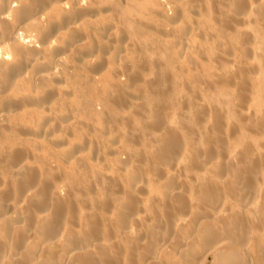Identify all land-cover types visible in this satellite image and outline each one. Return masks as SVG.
Listing matches in <instances>:
<instances>
[{
  "label": "rangeland",
  "instance_id": "obj_1",
  "mask_svg": "<svg viewBox=\"0 0 264 264\" xmlns=\"http://www.w3.org/2000/svg\"><path fill=\"white\" fill-rule=\"evenodd\" d=\"M258 2L259 6L261 3L262 7L264 6V0H65L62 4L68 5L70 10L82 9V16L73 25V31H85L86 26L91 28L80 36V44L83 45L75 46V43L73 47L64 49L60 45V38H66L65 34L61 35L65 33L63 29L56 31L51 28L50 33L48 29H42V33L47 31L43 37L47 36V33L50 35L41 40L39 31L33 30L32 35L29 32L31 37L22 30L18 31L17 37L29 48L32 46L30 50H34L33 54L27 55L20 71L15 68L18 66L17 62H10L13 57L4 55L7 51L3 50L0 54V60L10 58L5 60L11 64L8 69L12 65L15 68L12 66V69H9H14L11 73L14 78L12 88L6 89L0 96H7V100L14 102L13 104L12 101H7L9 105H3V109L7 108L3 110L0 101V113L8 114V117L12 115L7 119L8 122L0 123L4 127L0 128V155H10L7 161H4L5 164L7 162L5 166L4 162L0 161V193L3 195V198L0 196V207H5L6 215L15 218L16 212L19 211L17 216L20 214L21 218L19 216L16 221L20 218L22 224H30L31 231L44 234L40 231L43 227L42 218L51 212V208L41 209L36 205L35 208L30 204L34 203L32 195L44 191H48V195L45 193L47 199L53 201L56 198L58 202L61 200L60 204H64L62 206L65 208V215L62 222L64 233L68 232L67 234L71 228H77L73 223L77 215L86 217L90 214L100 219L108 218L106 225L111 224L113 227L116 212L120 208L124 210L120 212L128 211L126 207L120 206V202L125 203L128 191L129 194H135L133 198L137 199L133 206L137 207L135 210H129L133 212L127 215H134L131 221L137 218L141 224L150 223L151 215L155 212L148 208V194L152 197L161 194L164 189H180L189 195L191 207L184 209L188 212H183L182 209L177 212L180 221L198 219L201 216L192 214V211L197 207L195 190L202 187L211 189L213 186V189H219L220 195L223 193L220 200L223 206L219 208L213 203L210 207L212 211L222 210L220 212L224 214L228 206L246 204L245 199L242 200L243 197H234L233 192L229 194L223 190L225 187L219 183L229 177L224 175L225 172H215L213 164L221 163L223 156L226 157L224 161L231 159L232 163H235L232 165L238 167L236 155L245 146L250 148L249 150L254 148L253 157L258 156L264 149V129L257 128L258 123L264 122V14L259 10ZM69 7L66 9L69 10ZM89 20L94 23L91 24ZM93 40L94 43L91 42ZM82 48H87L89 53L85 50V54L81 51ZM119 50L120 53L117 52ZM120 55L122 58L128 56L132 61L120 59ZM50 57L56 61H52ZM126 62L127 66L130 65L128 69L125 68ZM39 64H48L47 75L41 76L46 67ZM35 74L42 80L35 77ZM33 81L38 83L34 87ZM25 95L31 100L26 102L29 99ZM15 102L21 103L17 105ZM81 104L90 105L86 110H80ZM216 116L223 120H216ZM217 121L218 126L215 127ZM168 129H173L171 133L177 135L178 139L174 143V149H171L173 153H163L162 159L161 151L164 150L158 146L163 142L164 133L170 131ZM217 134L219 142L213 139ZM5 136H8L6 141ZM214 147L218 155H208L207 151L211 150L209 148ZM4 148L9 151L5 153L7 150ZM19 149L22 151L18 152ZM18 153L22 154L18 156ZM15 155L20 158L16 159ZM210 159L213 164L209 162ZM12 161L16 162V165ZM25 164L31 174V170L35 173L36 180L27 178V170L19 173L17 168L23 165L25 167ZM8 167L12 169L11 174L6 173ZM129 169H132V175L127 171ZM240 170L241 167L237 172ZM257 171L259 176L252 177L253 181L260 176L262 181L264 163L258 166ZM217 172L222 175L217 176ZM125 173H128L127 176ZM29 180L31 183H28ZM21 181H26V185L23 182L25 188ZM205 181L210 184L204 183ZM17 184L20 189H24L23 192L20 190L19 194L18 189L14 188L18 187ZM261 184L260 182L256 187L263 189ZM137 185L139 189L147 191L139 194L136 191ZM210 185L211 187H208ZM46 186L47 190L43 188ZM3 189H6L7 192L4 190V193L8 194H3ZM149 189L155 193L152 195ZM115 198L117 201L122 200L117 202ZM253 199L254 205L260 204L258 193ZM137 203L140 207L142 204L143 209H140ZM28 208L32 210L28 211ZM202 212L204 213V210ZM71 213L75 214V217ZM27 214L34 218L31 223L27 221ZM133 229L131 233L136 231ZM114 231L118 229L115 228ZM9 261V258L4 257L0 264H7Z\"/></svg>",
  "mask_w": 264,
  "mask_h": 264
},
{
  "label": "bare ground",
  "instance_id": "obj_2",
  "mask_svg": "<svg viewBox=\"0 0 264 264\" xmlns=\"http://www.w3.org/2000/svg\"><path fill=\"white\" fill-rule=\"evenodd\" d=\"M63 1L65 2V0H0V50H1L0 54L4 50V51H7V52L3 51L5 53L4 54L5 56L13 57V59L11 58L12 60L9 57H7L5 59L1 58L2 60H0V96L3 95V92L6 89H11L13 84H14V78L12 77V74H11L12 71L15 68L18 70L22 69L27 55L33 54L34 49L30 50L32 46L29 48L28 45H26L24 43V41H22L21 39H19L17 37L16 34L18 33V31L22 30L23 32H26L27 35L30 34L29 32H31V35H32L33 30L39 31L40 36H42V37H40V40H41V38L44 39L45 37H48L50 35L49 33L52 32V31H50L51 28H52V30L54 29L56 31H58L59 29H63V30H65V33H62L61 35L65 34L66 38L63 39V36L60 38V45L64 49L67 50V49L73 47L74 46L73 44H75V43H76L75 46H77V44H79L80 46L83 45V44H80V42H81L80 36H83L91 28L86 26L85 31H77V32L73 31L75 29V28H73V25H75L76 21L80 20V17L82 16V13H81L82 9L77 10V11L76 10L75 11L70 10V7L68 5L64 6L62 4ZM79 1H81V0H78V2ZM67 2L68 1H66V3ZM237 5H238V3H237ZM258 6H259V2H258ZM67 7H69L68 8L69 10L66 9ZM234 7H235V5H234ZM263 8H264V6L262 7V3H261V5L259 6V10L262 11L264 14ZM90 22L92 24L93 21H90ZM42 29H48V32L50 31L49 33H47V36L44 35L45 37H43V34L46 30L43 31V33H42ZM77 29L80 30V28H77ZM54 34H55V32H54ZM31 35H28V36L31 37ZM54 41H57V40H54ZM51 42H53V41H51ZM91 42L94 43V40ZM61 46H60V48H61ZM110 47H111V45H110ZM75 49H77V47ZM86 49L83 50V48H82L81 51L84 52ZM57 50H58V48H57ZM95 50H93V51H95ZM75 51H76L75 54L77 55V50H75ZM71 52H72V50H71ZM85 52L88 54L89 50L88 51L86 50ZM117 52L120 53L121 51L119 50ZM35 54H36V52H35ZM56 54H59V53H56ZM76 55H74V56H76ZM52 56L55 57L54 55H52ZM78 56H80V55H78ZM120 56H119V58H120ZM35 57H36V55H35ZM51 58L52 57H50V59ZM6 59H10V62H13V63L17 62L16 65H18V66H15V68H14V66L12 65L14 69L9 70V69H12L11 68L12 66L8 69V66L11 64H9V61L8 62L5 61ZM50 59H48V60H50ZM93 59H94V57H93ZM120 59L131 60L130 57H128V56H126L124 58H122V56H121ZM54 60H55V58H54ZM54 60H52V61H54ZM127 62H126V66L128 65ZM42 63H44V62H42ZM46 63H48V62H46ZM35 64H34V66H35ZM39 65H41V67L45 66V65L43 66L42 64H39ZM36 66H37V64H36ZM68 66H70V65H68ZM129 66H127V67L124 66V67L128 69ZM41 67L39 66V68H41ZM45 67H46V69H44L45 72L42 71L43 73H41V76L47 75L46 71H48V69H49V68H47V67H49L48 64ZM248 67H250V66H248ZM32 69H34V68H32ZM38 69H36V70L38 71ZM55 69H57V68H55ZM36 70H35V72H36ZM24 71H25V69H24ZM32 71H34V70H32ZM124 71H126V70L124 69ZM38 73H39V71H38ZM52 73H55V72H52ZM62 75H64V74H62ZM36 76H37V74H35V77ZM68 79H69V76H68ZM36 80H38V79H36ZM40 80H42V79H40ZM15 81H16V77H15ZM20 81H21V79H20ZM151 81H149V82H151ZM18 83H19V81H18ZM18 83H16V84H18ZM33 83H34V81H33ZM41 83H42V81H41ZM36 84H38V83H36ZM36 84L34 83L33 87L36 86ZM17 86L20 87V85H17ZM38 86H40V84ZM246 87H247V85H246ZM75 91H76V89H75ZM30 94H29V96H31ZM25 96H24V100L26 101ZM29 96H28L29 100H27L26 102L31 100L29 98ZM20 97H21V94H20ZM8 98H9V96H8ZM40 98H38V102L40 101L39 100ZM0 101H1V106H2V107L1 106L0 107L3 109V107H4L3 105L7 104L6 106H8L9 105L8 103L12 100H7V96H5V97L3 96V97H0ZM7 101H8V103H6ZM14 101H16V100L14 99ZM15 103L17 104L18 102H15ZM20 103H18V104H20ZM13 104H14V102H13ZM89 105L90 104L79 105V107L81 108L80 110H86ZM13 106H15V105H13ZM5 109H7V108L5 107L3 110H5ZM18 115H20V113ZM10 116H12V115H10ZM10 116L8 117V114L1 112L0 113V123L5 122V121L8 122L7 119H9ZM25 117H28V116H25ZM20 118H21V116H20ZM215 119L221 120V118L218 116H216ZM215 119H214V121H216ZM20 120H19V123L21 121H23V120H21V121ZM130 122H132V121L130 120ZM218 122L219 121L216 122L217 123L216 126L213 123L215 127L218 126ZM259 122H260V120H259ZM261 122L262 123L257 124L258 126L256 125L257 128L260 130L264 129V124H263L264 122L263 121H261ZM16 123L18 124V122H16ZM10 124H12V123H10ZM2 126L3 125H0L1 129L4 128ZM65 126H67V125H65ZM219 126H221V125H219ZM249 127H251V126H249ZM168 130H170V129H168ZM172 130H170L169 132H166L167 134L164 133L165 135L162 136L163 142H161V140H160L161 143L159 144L158 148L164 150V151H161V155L163 153H164V155L167 153L168 154L173 153L171 149H174L173 146H174V143L176 142V140L178 139V138L176 139V137H178V136L175 135L174 133H171V132H173ZM220 130H221V128H220ZM226 130H227V128H226ZM6 132L8 133V131H6ZM26 132H27V130H26ZM104 132H105V130H104ZM232 133L235 134L233 131H232ZM232 133H230V134H232ZM0 134H1V131H0ZM2 135H4V133ZM236 135H238V134H236ZM8 136H5L4 140ZM215 136H216V138H213V139H215V140L217 139L219 142L220 139H218V137H217V136H219V134H217ZM239 136H238V138H239ZM241 136H243V135H241ZM1 138H3V137H1ZM229 138H230V135H229ZM18 139H19V137H18ZM13 140H15V138ZM241 140H242V138H241ZM54 141H55V139H54ZM211 145H210V147H211ZM240 145H242V144H240ZM245 145H247V144H245ZM263 146H264V144H263ZM6 148H4L5 150H7V151H4L5 153H7L9 151ZM15 148H17V147H15ZM154 148H156V147H154ZM241 149H242V147H241ZM249 149L247 146H245L243 150L237 152L236 158H238V159H236V160L239 162L238 167L237 166L234 167L232 165V164L235 165V163H232L233 161H231V159H230L231 162L230 161H224V159H226V157L223 158V156H222L223 161L221 163L218 161L219 163H217L215 165L213 164L211 159L209 160V162L210 163L212 162V164H213V169H216V170H214L215 172L217 170L222 171V173L225 172L224 175H228V177L231 179L229 181V180H227L229 178H227L223 182H220V180L218 179L219 180L218 182H220L219 184H221L222 187L223 186L225 187V189H223V190H225V192H227L229 194L231 192H233L235 195L234 197H236V196L243 197L242 200L245 199L244 202H246V204L236 205V207L235 206L234 207L228 206L227 209L228 208L229 209L228 210L226 209L224 214H221L220 211H222V210L215 212V211H212L210 209V207H212V205H214V204L218 205L219 208H220V206H223V204L220 203V200H222V197H223L222 196L223 193H222V195H220L219 189H213L212 188L213 186L211 187V185L208 186V187H211V189H208V188L206 189V187H204V189H203V187H202V189H196L195 190V194L197 197V201H196L197 203L196 202L195 203H196L197 207L195 206L196 209L192 211V214H196V215L201 214V216L198 219L191 218V219H184V221H180L181 219H180L179 214L177 212L181 211V209L184 210L186 208L191 207L190 206L191 204L189 203L190 200L188 198L189 195L180 191V189H170V190L167 189V191H165V189L163 188L165 192L163 191L161 194L158 193L152 197L148 194L149 203H150L148 208L150 209V211H153V210L155 211V212L153 211L155 214L154 213L152 214L149 211V209H146V211L148 210L149 213L152 214L151 215L152 216L151 222L150 223H144L143 222V224H141L139 221H137L138 220L137 218H135L133 221H131V218H134L135 216L134 215H127V213L130 214L131 212H133V211L130 212L129 210L134 208L133 204L137 198L134 199L133 196L135 194L134 195L129 194V191H128L127 192L128 196L126 195L127 198L125 200V203L123 201H122L123 204H122V202H120L121 203L120 206L126 207V210H128L129 212L128 211L126 213L120 212L122 209L119 207L120 210L118 212H116V215L113 219V227L110 226L111 224L106 225L107 223H105V222L108 220V218L107 219H105V218L100 219V218H98V216H93V215L90 216V214H88V213L87 214L89 215V217H87L88 215L86 217H82V216H78V215H77V217H75V214L73 215L72 214L73 212L71 210H68V211H71L72 212L71 214L76 218V220H73L74 221L73 223L77 227L76 229L71 228V231H69V234H67L68 232L64 233L65 232L64 223L62 222V219L65 215L63 212L64 211L63 209H65V208L62 206L64 204H60V203H62V202H60L61 200H59V202H60L59 203L57 200H55L56 198H54L53 201L47 199L48 191H44L41 194L36 191L38 194L36 193L35 195H32V197L29 196L33 199L32 201H34V203L28 202L30 204H33L35 208H36V206L41 208V209L42 208H44V209H47V208L50 209L51 208V212H49V214H47L46 217L42 218L43 223H41V225L43 227L41 228L39 226L41 228L40 231L44 232V234L42 233L43 235L41 233H39V231L37 229L36 230L38 232L31 231L32 228L30 227V224H22L23 221L22 222L19 221L21 218L20 214H19V216H20L19 220L16 221L19 217V216H17L19 211L16 212L17 215H16V213H13L16 215V217L12 218V217L6 215L5 209H4L5 207L3 208L1 206L0 207V263L2 262L4 257H7L10 259V261L7 264H264V173L262 176V181H261V176L258 179L256 178L257 180L254 178L255 181H253V178H252V177H257L258 166L260 164L264 163V149L261 151V153L258 154V156L254 155L255 158L253 157V154H255V153L252 152L254 148L251 150H249ZM201 150H203V149H201ZM205 150L207 151L208 148ZM209 150H210V152L207 151L208 155H211V156L216 155L215 147L209 148ZM16 151H14V152H16ZM19 151H22V150L19 149L18 152ZM152 151H154V150H152ZM155 151H158V150H155ZM165 151H167V152H165ZM21 154L18 153V156ZM152 154L154 155V153H152ZM3 155L1 153L0 161L4 162L5 159L7 161V157L10 156L9 153H7V155H5V156H3ZM156 155H155V157H156ZM217 155H218V153H217ZM162 156H161V158L163 159L164 156L163 157ZM15 157H16V155H15ZM15 157H13L12 159L14 160ZM17 157H16V159L20 158V157L19 158H17ZM157 157L159 158L158 155H157ZM161 158H159V159H161ZM205 158H207V157H205ZM12 159H10V160H12ZM216 159H218V158L216 157ZM202 160H204V159H202ZM16 161H18V160H16ZM124 161H126V160L124 159ZM206 161H208V160H206ZM206 161H204V162H206ZM12 162L14 163V165H16V162H14V161H12ZM209 162H208V164H209ZM216 162H214V163H216ZM18 163H17V166H18ZM6 164H7V162H6ZM6 164L4 162V166ZM9 164H10V162H8V165ZM211 165H209V167ZM2 166H3V163H2ZM119 166H120V164H119ZM240 167L242 169L240 171H242V172H240V171L237 172V169ZM11 168H13V167H11ZM1 169H3V168H1ZM8 169H10V168L8 167ZM8 169L6 168V173L9 172L8 174H11L10 172H12V169H10V170H8ZM17 169H18L19 173L24 172V171L26 172V170H27V172H29L27 175V178L29 179V177H31L30 179L36 180V178H34L36 176L35 173H33V171L31 170V172H32V174H31L30 171L28 170V168L26 167V164H25V167L23 165V167L20 166ZM118 169H120V168H118ZM118 169H117V171H118ZM127 171L130 172V174L132 173L131 172L132 169H131V171H130V169ZM22 174H24V173H22ZM127 174L128 173H125V176H127ZM217 174H218L217 176H219V177H220V175H222L221 172H217ZM128 177L130 178V176H128ZM23 178H24V176H23ZM79 178L80 177H78V180H79ZM72 179H73V177H72ZM74 180H76V178ZM109 180H110V178H109ZM26 181H23V182H25L24 183L25 185H26ZM32 181H34V180H32ZM241 181H242V183H241ZM258 181H259V183L260 182L262 183L261 185H262L263 189H258L256 187L257 184H259ZM23 182H22V186L24 187ZM34 182H32V183H34ZM17 183H18V181H17ZM28 183H31L30 180L28 181ZM204 183H206L208 185L210 184V183H207L206 181ZM19 184H17L18 187H14V188L18 189V194H19L20 190H22V192L24 190V189H20L21 187L19 188V186L21 185V184L20 185ZM77 184H78V182H77ZM7 185H8V183H7ZM29 185H31V184H29ZM13 186H15V184ZM201 186H199V187H201ZM217 186H219V185H217ZM138 187L139 186L137 185V188ZM43 188L47 190V186L43 187ZM137 188H136V191L139 194H144V192L147 191L146 189H139V188L137 189ZM6 189H3V192L2 191L1 192L3 194H8V193H4V190H6ZM40 190H41V188H40ZM129 190H130V188H129ZM158 190H160V189H158ZM119 191H120V189H119ZM122 191L124 192V188ZM149 191H151L152 195L155 193L152 189L151 190L149 189ZM5 192H7V190ZM257 193L259 195L260 204L254 205L255 202L253 201L254 200L253 197H255ZM9 194H10V192H9ZM123 194H125V193H123ZM123 194L121 193V195H123ZM118 195H120V194H118ZM0 196L2 197L3 195L1 194ZM8 196L10 197V195H8ZM136 196H137V194H136ZM4 197H5V195H4ZM138 197H139V195H138ZM234 197L232 196V198H234ZM116 198H115V201H117ZM119 198H121V196ZM123 199H125V198H123ZM120 200H122V199H120ZM120 200H118V201H120ZM145 200L146 199H144V201ZM115 201H114V203H116ZM152 201H155V202H152ZM229 201H231V200H229ZM252 202H254V204ZM151 203H152V205H151ZM0 204H1V202H0ZM16 204H18V202ZM145 204H147V202ZM7 205H9V204H7ZM95 205H97V202ZM137 205H139L140 209L141 208L143 209L142 204H141V207H140V204L137 203ZM74 206H75V204H74ZM107 206H108V204H107ZM218 206H216V207H218ZM136 207L137 206H135V208ZM135 208H134V210H135ZM28 209H29L28 211L32 210L31 208H28ZM108 209H107V211H108ZM197 209H198V211H197ZM10 210L11 209H9V211ZM117 210H118V207H117ZM203 210H204V213L202 212ZM122 211H124V210H122ZM146 211H144V212H146ZM246 211H248V213ZM6 212H8V211H6ZM183 212H188V211L184 210ZM134 214H136V213H134ZM148 214H147V216H149ZM186 214H188V213H186ZM24 215H26V214H24ZM27 215H29V214H27ZM110 215H112V213H110ZM153 215L155 217H153ZM183 215H185V214H183ZM132 216H134V217H132ZM143 216L145 217V215H143ZM147 216H146V218H147ZM25 218H27V217L25 216ZM27 219H28L27 221L31 223V221H33L34 218L32 217V215H29V218H27ZM108 223H110V220ZM111 223H112V220H111ZM62 226H63V228H61ZM133 227H136L137 229L134 228L136 231L134 233L132 231V233H131V230L133 229ZM115 228H117L118 231H114ZM62 234H64V235L62 236Z\"/></svg>",
  "mask_w": 264,
  "mask_h": 264
}]
</instances>
